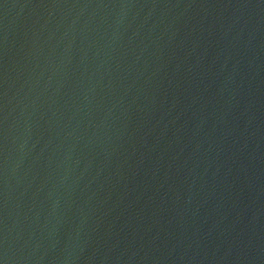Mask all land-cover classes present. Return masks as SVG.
<instances>
[{
	"label": "water",
	"instance_id": "obj_1",
	"mask_svg": "<svg viewBox=\"0 0 264 264\" xmlns=\"http://www.w3.org/2000/svg\"><path fill=\"white\" fill-rule=\"evenodd\" d=\"M0 264H264V0H0Z\"/></svg>",
	"mask_w": 264,
	"mask_h": 264
}]
</instances>
